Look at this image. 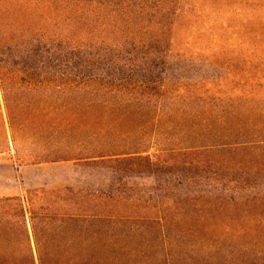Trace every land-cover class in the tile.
Masks as SVG:
<instances>
[{
    "label": "rangeland",
    "instance_id": "374dc122",
    "mask_svg": "<svg viewBox=\"0 0 264 264\" xmlns=\"http://www.w3.org/2000/svg\"><path fill=\"white\" fill-rule=\"evenodd\" d=\"M99 1L105 5L99 6L97 21L87 12L53 10L49 32L60 33L69 50L101 56L97 66L121 59L128 68L151 69L157 80L169 76L173 96L215 101L223 110L227 102L237 115L223 114L224 125H218L219 110L210 105L193 111L190 105L184 113L201 117L191 123L192 131L228 127L233 133L218 140L205 133L182 144L181 126L169 128L178 140L148 142L151 162L144 165L134 160L35 164L30 125L20 132L23 145L16 151L9 129V144L4 142L3 111L0 199L17 197L28 207L32 192L63 190L68 194L63 209L94 213V232L82 230L81 237L93 234L110 264H264V78H252L264 69V48L241 46L235 35L259 27L264 0H226L229 6L179 0L162 30L153 10L138 23L135 16L132 21L119 14L120 4L143 0ZM161 31L171 44H148ZM15 115L30 124L27 110ZM35 200L39 208L43 199Z\"/></svg>",
    "mask_w": 264,
    "mask_h": 264
},
{
    "label": "trees",
    "instance_id": "16d2710c",
    "mask_svg": "<svg viewBox=\"0 0 264 264\" xmlns=\"http://www.w3.org/2000/svg\"><path fill=\"white\" fill-rule=\"evenodd\" d=\"M225 1L215 2L229 6ZM169 3L171 6L165 0L120 4L119 14L128 15L132 21L135 16L133 22L138 23L140 16L153 10L162 30L180 5L179 0ZM103 5L99 0H0V113H6V119L1 121L4 142L8 145L11 138L17 151L23 145L20 132L30 125L34 145L30 156L35 164L134 160L141 165L151 162L148 142L154 139L155 143L160 140L170 145L178 140L171 136L169 128L184 129L179 128L186 140L182 144L198 141L205 133L214 140L230 136L233 132L228 127L222 133L213 128L209 132L200 128L192 131L191 123L196 125L201 117L184 113L190 105L192 111L194 106L210 105L219 110L218 125H224L228 120L223 114L237 115L227 102L223 110L215 101L173 96L176 90L170 89L169 76L157 80L151 69L147 73L144 69L137 71L123 65L121 59L97 66L99 60L95 59L101 56H92L81 48L69 50L60 33L48 30L55 9L71 15L87 12L97 21L101 15L98 8ZM260 20L259 27L248 34L235 32L241 46L264 48V17ZM148 41L153 46L162 41L171 44V38L164 37L162 31ZM256 76L264 78V69L252 78ZM24 109L29 112L30 124L15 115ZM67 196L63 190H38L31 193L28 207L17 197L0 199V264H110L100 256L93 234L92 238L81 237L82 230L94 232V213L63 209L61 204L67 202ZM39 197L43 203L36 208L35 199ZM69 224L72 230L67 229Z\"/></svg>",
    "mask_w": 264,
    "mask_h": 264
}]
</instances>
